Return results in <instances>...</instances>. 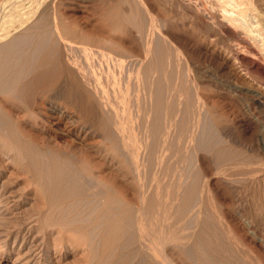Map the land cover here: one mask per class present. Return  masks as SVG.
I'll list each match as a JSON object with an SVG mask.
<instances>
[{"label": "rangeland", "instance_id": "374dc122", "mask_svg": "<svg viewBox=\"0 0 264 264\" xmlns=\"http://www.w3.org/2000/svg\"><path fill=\"white\" fill-rule=\"evenodd\" d=\"M16 1L14 0V2H16ZM29 1L30 2L32 1L34 3V6H35L36 3L37 4L41 3L43 0H41V1H39V0H20V1H17L16 8H15V5L14 6L12 5V4H16V3H13V0H10V2H11V3L9 2L10 7L8 8L9 12L7 11L6 14L12 13L11 11H13V13H15V11H16V13L21 11V13H22V12H24L23 8H26L25 10L30 9L28 6L31 5V7H32L33 4H31L32 2L29 3ZM51 1L53 3L50 5V8L52 7L50 10L52 12H54L56 17L57 16L59 17V18L58 17L56 18L55 25L58 24V21H60V20L62 21V22L60 21L59 24L57 25V26H59L58 28L61 27L60 30L55 25L52 27V29L55 31L52 34V36L58 37V39H59V41H57V44H56V45H58V46H56V48H57V51L59 52V54H61L63 49H64V44H62V43H64V40H66V38H68V37H69V39L81 42L82 44H85V45L89 43V45H91L92 48L94 46L92 44H94V43H91V42L92 41L97 42L98 45L95 43L97 45V48H95L96 45L94 46V48L100 49V50L103 49L104 52H107L109 54L108 56L103 57V59H102L101 55L97 54V56H95L93 58V61L90 64L88 62L83 63L85 60H83L84 56H83L82 51H80V50H77V51L74 50L72 52V57L73 58L76 57L75 59H78L77 61H79L78 63L80 64V66H82L83 73H85V74L88 73L87 76L90 75V77H92V78L95 77V78L100 79L103 86L105 85L104 88L106 87V93L108 96L107 98H110V97L112 98L113 93L116 92L115 95L113 96V98H115V97L117 98V99L116 98L113 99L116 102L114 101L115 102L114 103L110 99L109 104H108L110 106L107 105L109 107L108 109H111L112 106L113 107L115 106L116 109H119V110H116V109H114V110L116 112L120 111L118 113L119 115L124 110L122 112L124 115L123 116L120 115V118L123 117L124 119L122 118L123 121H121L120 123H122V122H123V124L126 123L124 126L121 124L123 127H125L123 129V131H125V129H126V131L123 132L126 137L124 136V134L122 135V137H125V140L126 139L129 140L130 138L128 136L129 135L128 133H131L130 137L134 135L133 136V139L135 141L134 146H135V149L138 148V149H136L137 151H135L136 153L134 154L130 151L129 147L124 146V144H122V145L120 144L119 145L120 146V150H119L120 155L119 156L123 155V153H124V155L120 157L122 159V161L124 160V162H119V163H117L118 161L115 158L112 160V158L110 156H108L106 159L103 160V158L101 156H99L97 153H95V151L93 149L88 148L86 151L87 155H84V156L90 157V159H89L90 163L86 162L85 160L82 162L83 156H80L81 161L79 162L80 166L82 165L84 175H86L87 177L90 178V176L87 173L90 172V173L94 174L93 177L91 176L90 179H93L94 181L98 180L97 183H100L99 180L102 178V183L99 184L102 187L103 186L105 187V183H106V187L108 186L107 184H110L111 185V186L109 185L110 187L115 185L113 187H115L117 189V192L119 191L118 192L119 195H123L124 194L123 192H125V194L126 193H127V195L129 194L127 196V199L130 196L129 199L136 200L135 203L137 202V204H135L132 201V203L136 207H137V205H141V201H139V199H137L138 193L135 192L136 196H134L133 193L135 190L132 189L133 186H131V183L128 182V180L131 177V174L126 173L125 170L124 171L123 170L118 171L111 164L112 162L114 165L117 163V164H120L119 165L120 167H122L125 164L128 165V163L131 162V160H136L137 158L140 157V160L141 161L143 160L142 161L143 163L141 164V162H139V160L137 159L139 165L137 167L138 171L136 173L138 174L137 177L140 178L139 184L144 185V188L147 189V191H148L146 194H152L154 192V189L155 190L159 189V191H163V192L178 191L177 190L179 188L178 186H180V185L186 186L187 184H188L187 185V191L188 190L190 191L191 188L194 189V191L196 192L195 193L196 195L192 199L190 209L191 210H193V208L195 210H196V208H198V209L196 211L194 210L195 212L189 211V210L187 211L186 216L184 217L185 220L188 219V221L186 220L187 223H186V221L182 220L181 222H177V224H176L175 221L177 219H176V217H174L171 214L169 215V218L167 217L166 220H164V221H166L164 223L167 224L169 222L167 225L172 226L171 227L172 229L169 228L170 229L169 231H170V234H171L173 240H172V238L169 239L168 244L172 245L176 241V243H175L176 245H180L182 243V246H183L184 242L186 241L185 242V245H186L185 250L187 252H189L188 245L190 244L191 246L189 245V247H190L191 253L193 254L191 256V253L189 252L190 255H188V257H187V255H183V254L181 255L180 253H178L180 251L177 248L175 249V251L177 250L175 252V251H173V250L171 251L169 249V245L166 244L167 247H165V245L159 244V246H157L158 249H159L160 245H161L160 249L165 247V250L162 249V251L164 250L163 252H161V250L159 249L160 253H162V255L165 254L164 253L165 251H167L166 254L171 253V256L173 255L174 259H172L173 257L170 256L172 259L171 264H179V263L180 264H187V263L193 264V263H196L197 261L198 262L196 264H207L208 262H205V261H204V263H202L203 261L200 262L201 261V255L202 254L204 255L205 250L198 248L196 244L199 243L198 241H200V242L205 241L206 243H208L209 242L208 240H210V242H213L212 243L213 246H215V245L217 246V247L215 246L216 249L214 247L215 250L213 251V254L217 255L218 257L220 256V258L222 259L221 264H229L230 261L233 262V259H234L233 264H242V263L243 264H253V263L259 264L260 262H261L260 264H264V54H261L260 56H257L254 58V60L257 63H259L261 67H263V69H260V70H257L248 64L246 65L245 63L239 62V60H236V59L234 60V58L232 57V53L241 48L240 43H239V41H240L239 35L244 36V37L246 36L248 41L253 43L254 45H257L258 43H259L258 45H260L261 42H255V40L253 38H251V36L247 35V33L245 32L244 29L237 27L238 20L232 19L230 17V14H229L230 12L228 13L225 10V8L230 7V6H226L230 3L228 2L226 4L220 0H129L128 2H127V0H51ZM246 1H248V0H245V2ZM25 2H27V3H25ZM253 2H255V7L250 6V7H252V9L249 10L251 12H249V15L246 18L250 21L251 20H253V21L254 20H257V21L260 20V22H262L261 20H263V22L261 23V25H262L261 27H263L264 26V15H263L264 14V0H253ZM21 3H25L27 6L23 5V7H22ZM140 3H142V4H140ZM207 3H208V5L204 6V4H207ZM18 6L20 7L21 10L19 9ZM136 7H137V9H136ZM203 7H205V9ZM17 9L20 11L17 12ZM148 10H150V11H148ZM129 12L131 15L129 14ZM252 15H256L258 17L253 18ZM130 17L132 19H130ZM146 17H147L148 22L151 20L149 22V24L146 22V19H144ZM262 17H263V19H262ZM148 18H151V19L148 20ZM141 19H142V21H141ZM143 19H144L145 23H147V24L144 23ZM114 21H115V23H114ZM139 21L141 23H144L145 25L141 24ZM217 21H219V22H217ZM151 22L154 23L155 25L152 24ZM254 22H256V21H254ZM138 23L140 26L143 25V27H144V26L148 25L147 28L149 27L148 29L145 28V30L148 31V33H150L149 34L150 39H148L149 36H146L147 38H145V40L142 37L143 41L147 40L146 43L147 42L149 43L150 41H151V43H154V40H155V43H157V44L154 43V45H153L150 43L151 46H153V47L155 46L154 50L158 49L161 46V43L164 44L165 46L163 45L164 47L161 46L160 48L165 51L164 55L167 54L164 56L165 58H167V56H169L166 59L167 62L164 60L163 62L165 64L162 63L163 68H161V69L156 68V70L154 68L152 71V75H151L152 76L151 79L155 82H157L159 76L164 77V82H165V80L169 82V79L170 80H171V78L173 79V81L171 80L169 82L172 85H170L168 82H166L165 83L166 85H164V82H163V86H164V91H163L164 94L163 95L166 96V98L163 97V100L165 102V105L169 109L174 107V106H177L178 104H179V107L178 106H177L178 108L174 107V108H172L174 110L170 109L171 111L169 109H166V111L164 110V112H167V113H165L167 118L166 117L164 118L165 114H163L164 116L161 117L162 114L159 113L161 115L160 118H163L164 121H161L162 119L160 121H158V119H160V118H157V122H155L156 121L155 116H157L158 114L157 115L154 114L155 111L152 110V107L154 106L153 100H155V90L156 89L154 88L153 85H152V87L151 86L149 87V85H146L145 80H143V78H141L142 80H140L141 75H139V73H138L139 70L142 72V70L145 67L144 65H147V61H151L153 58L155 59V57L158 56L157 53L155 56V53L153 52L154 54L152 53L151 56L148 57L149 60H146L147 58L145 59L144 43L139 44L142 49L138 46V43L142 41L141 36H143L145 34L148 35V33L145 32V34L143 33V35H142V33L138 30L139 26H136V25H138ZM150 23L152 26L153 25L154 26L153 27L150 26ZM107 24H109V25H107ZM122 24H123V26H122ZM111 25H113V26H111ZM114 26H115V29L118 28L117 29L118 32H115L116 30H114ZM158 26H159L160 32H159ZM54 27H55V29L56 28L57 29L55 30ZM64 27H66L67 29L66 28L64 29ZM124 27H125V29H124ZM230 27H232V28H230ZM233 27L236 29L232 31ZM107 28L109 29V31H112V32H108ZM151 28H152L151 31L154 33L149 32ZM230 29H231V31H230ZM58 30H59L60 34H62V36L59 34ZM113 30H114V32H113ZM106 31L110 34H108ZM126 32H128V34ZM136 32H137V34H136ZM139 32L141 33V35L138 34ZM237 32H238V34H237ZM115 34H117V35H115ZM58 35L61 36L62 38L59 37ZM128 35L130 37H128ZM152 35L154 36L152 38L153 40L151 39ZM52 36H51V39L54 40L55 38H53ZM79 37L80 38L82 37V38L79 39ZM83 37H86L87 39L88 38H91V39H88V42L84 43V41H86V39H84ZM130 38H131V40H130ZM58 39L56 38V40H58ZM156 39H158L159 44H158V42H156L157 41ZM237 39H239V40H237ZM132 41L134 43H132ZM105 45L110 46V48L108 46H105ZM158 45H160V46H158ZM166 45L169 46V48L166 47ZM173 45H174V47H173ZM104 47L106 49H104ZM107 48H108V50H107ZM129 48H132V49H129ZM109 49L112 51H110ZM139 49H141V50H139ZM75 52H77V54ZM126 52H128V54L124 55L123 53H126ZM129 52L133 56H131V55L129 56ZM132 52H134V54H132ZM153 56H155V57H153ZM174 56H175V58H174ZM180 56H182V57H180ZM113 57L122 58V59L125 58L126 60L123 59L122 63H118L117 61H115V62L113 61L114 62L113 63L110 61ZM136 57L137 58L139 57L138 61H137ZM115 58H113V60ZM140 58L143 59L142 60L143 65H141V66L139 65L141 63V61H139V60H141ZM169 58H172L173 61H171V59L169 60ZM81 59H82V61H81ZM104 60H107L106 64H111V65L108 66V65L104 64L105 63ZM134 60L137 61L136 63H139L138 64L139 67L137 64H135ZM59 62H60V67L62 69H66L70 75V85L69 86H64L65 85V83H64L65 77L63 75L60 77V79L58 81V90L57 91L60 90L58 93L59 103L63 106H67L68 108H70V110H72V112L76 113L80 117H82V116L86 117L87 116L86 118L87 119L89 118V125L91 123V125H90L91 130L95 129V127L99 124L98 123L99 120L97 118L98 114L102 113L103 110H101L100 107L96 105V103H94V104L87 103V105L89 107L86 105L87 94L85 92V88L83 87V85L82 86L80 85V83H81L80 74H79L78 70L76 69L73 60L69 57L67 59H65V57L63 56ZM65 62L67 63V68L65 65H63ZM98 62H100V63H98ZM107 62H109V63H107ZM145 62H146V64H144ZM172 62L175 63V65L177 64L176 70H177V68H179L177 70V72H173L175 69V67H174L175 65H173ZM168 63H169V65H167ZM171 63H172V65H171ZM88 65H89V67H88ZM92 65H93V67H92ZM135 65H137L136 67H138L139 69L136 68ZM113 66H115V67L113 68ZM124 66H125V69H122V71H121V68H124ZM165 66L166 67L168 66V68L166 69V74L164 75L165 71L163 72V69L165 68ZM169 66H170V68H169ZM91 67H92V69L96 67L95 71H94L95 73H92V71L94 69L91 70L90 69ZM116 67H117V69H116ZM180 67H182L181 68L182 70L180 69ZM127 68L129 69V71H126ZM171 68L173 69V71ZM186 68H187V70H186ZM158 70H160V71H158ZM124 72H126L131 77L132 76L133 77L129 79V75H128V79H126L127 74ZM157 72L158 73L162 72L164 76H162V73L158 74ZM167 72H169L168 73L169 75L167 74ZM104 74H108V76H109L108 79L105 78V77H107L106 75H105V77L103 76ZM112 74H114V75H112ZM140 74H142V73H140ZM185 74H186V76L184 79L183 76ZM123 75L125 77H123ZM166 75H168V77ZM116 76H117V78H116ZM165 76H166V78H165ZM112 78H114V79L112 80ZM115 78H116V80L119 81V85H118V82L115 80ZM137 78H139L138 79L139 86H141V84H140L141 82L143 84L142 85L143 87L142 86L137 87L140 90V91L137 90L138 95L141 96L142 99L139 97H137V98L134 97L135 98V100H134L133 96H137V94H136L137 92L135 91L136 86L138 85ZM167 78H169V79L167 80ZM175 79H177V83L174 84V86H173V83L176 82ZM186 79L188 80L189 83L186 82L187 81ZM128 80H131V82H132V80H134V81L132 83H127ZM105 82H107V85ZM112 82H114V83L117 82L116 86H118L119 88L114 87L115 84ZM123 82H125V83H123ZM111 84H113L114 86H112ZM124 85L127 87L124 88L123 87ZM176 85H177V87H176ZM109 86H112V88L115 89L116 91L113 92L111 87H110L111 89L109 90L108 89ZM165 86H167L168 89L171 88V86H172V88H171L172 90L171 89L168 90L167 87H165ZM128 87H130V89ZM132 87H134V88H132ZM174 87H176V88H174ZM117 88L119 89V91L117 90ZM122 88L125 89V92ZM126 88L131 90L132 94L130 93V91H127ZM107 89L109 91V94H111V95L108 94ZM150 89H152V94H150V92L149 93L147 92ZM176 89H179L180 91L179 90L177 91ZM132 90H134L135 92H132ZM187 90H188V92H187ZM141 91L143 94L141 93ZM170 91H172V93L169 94ZM110 92H113V93H110ZM146 92H147V96H145V98H144V95H146ZM173 92H174V94H173ZM177 93L179 95L178 97H177V95H175ZM195 93H198V95L196 94V96L194 97ZM119 94L123 95V96L121 95V97L123 99L120 98ZM127 94L130 97V99H128V100H130L132 102L135 101V103H132L128 100H127L128 102L125 101L124 103L121 101V99L123 101L127 99V97H128ZM118 95H119V97H118ZM173 95H174V97L172 98L171 96H173ZM131 97H132V100H131ZM5 98L6 97L3 94L0 95V101L2 100L3 103L4 102L8 103L6 101L7 99H5ZM118 98H120V99H118ZM174 98H176L177 101ZM149 99H150V102H149ZM166 99L167 100L169 99L170 105L172 104L171 106L168 103L169 101H167ZM117 100H120V101L117 102ZM184 100H186L185 103H183ZM111 101H112V103H110ZM129 102H130V104L127 105ZM189 102L191 105L188 104ZM119 103L121 104V107H120ZM122 103L123 104L127 103V104H125L126 106H123ZM149 103H150V105H149ZM173 103L174 104L176 103V104L173 105ZM135 104H137V107ZM145 104H146V106H145ZM151 104H153V105H151ZM192 104H193V106L196 105V106H194V108L198 107V109L197 108L194 109ZM83 105H86L85 109H82ZM147 105H149V107L151 108V111H149L150 108ZM187 105L189 108L188 107L185 108V106H187ZM198 105H201V108L203 110H201V108L199 110L200 106H198ZM122 106L124 107V109H120V108H123ZM138 107L139 108L141 107L140 108L141 111L139 110ZM96 108L100 111L96 110ZM125 108H126V110H128V112H130L129 113L130 116L127 115V116H129V120L127 119L128 117L125 116V112H127V111H125ZM128 108L129 109L131 108L130 111ZM133 108H136V110H134ZM87 109H90L89 111H91V112L88 111L90 114L87 112ZM186 109L189 110L188 111L189 116H188ZM191 109H193V111L195 112L196 115L194 114L192 116V113H190V112H192ZM83 110H85V111H83ZM131 110L133 112L134 111L135 112L133 113ZM177 110L183 116L181 118L182 123L180 122L181 119L179 118L181 116H180V114H178ZM145 111H147V112H145ZM128 112L126 114H128ZM144 112L147 115H145ZM196 112L197 113L200 112L198 114L199 115L198 118L201 119L200 120L201 122L198 121L199 119L197 118L198 115ZM172 113H174V114H172ZM86 114H88V115H86ZM91 114H93V116ZM131 114H134L135 117L133 118V115L131 116ZM139 114H141V115H139ZM90 116H92V118H90ZM146 116H147V118H146ZM186 117H188V118H186ZM193 117L197 122L196 124H195V120L193 119ZM125 118L128 121H130V123L132 121L133 127H132V123L130 125L132 132H130V128H129L130 123L125 121L126 120ZM172 118H174V119H172ZM189 118L191 120H189ZM202 118H203V120H202ZM90 119H92V121ZM94 119H96V120H94ZM136 119L138 121L140 120L142 124H140V122L137 124L135 122V121H137ZM183 119H185L184 121L186 122V124H184ZM39 120L50 121L49 118H47L46 116H43V115H41L39 117ZM170 120H171V124L168 125L170 123ZM188 120L191 124L188 122ZM94 121L96 124L95 123L93 124ZM172 121H174V122L172 123ZM187 122L189 125H187ZM198 122H199V124H198ZM155 123H157V124H155ZM163 123H165V124L167 123L166 126ZM201 123H203V124H201ZM136 124L138 126L141 125L140 127H142V126H144V127H142V129H141V128L137 127ZM161 124H163V128H162ZM167 125L169 127H167ZM171 125H173V127ZM181 126L183 129L182 135H181L182 130L179 129V128H181ZM184 126L187 128H185ZM188 126H191L192 129H191V127L189 128ZM203 126H204V131H203L204 133L201 131L203 129ZM126 127H128V129ZM171 127H172V129L174 128L173 132L171 131L172 130ZM168 128H169V130H168ZM175 128L177 130H180V131L175 132V131H177ZM193 128H195L194 131H196V132L192 131L193 134L191 135L190 133H192V132H189V131L193 130ZM164 129L166 130V132L164 131L165 135H163ZM149 130H151V131H149ZM184 130L187 131L186 135L184 133L185 132ZM160 131H162L163 133ZM31 132H32V134L36 133V134H34L35 136H37V135L39 137L42 136V134L37 129L33 128L31 130ZM153 132H155L154 136H153ZM197 132H198V134H197L198 137L196 136V138H198L199 140H195L196 139L195 135ZM83 133L84 134L82 136H84L86 134V131H84ZM99 133L100 132H98V131H94V133L92 132V134L86 135V138H87V140L90 139L89 141H91V138H92V140H95L96 138L98 140L101 137V135ZM169 133H171L173 135L175 134V137L172 136V138H171V135H169ZM178 133L180 134V136L178 135ZM188 133L192 136L191 137L192 140L190 138V135H187ZM148 134H149V136H148ZM176 135H178L179 137L176 138ZM181 136H183L182 141H180L181 140L180 138H182ZM187 136H189V138ZM152 137H154V140ZM184 137H185V143L184 144L187 143L185 146L186 148H184V144H183ZM186 137L189 139L188 140L189 144L186 141L187 140ZM200 137H201V139H200ZM203 137H204V139H203ZM161 138H163V141ZM168 138L170 141L168 140ZM193 138H194V140H193ZM123 139L124 138H122L121 141H123ZM139 139H140L141 143H139ZM150 139H151V142H150ZM176 139H178V141ZM63 142H64L63 138H61V139L59 138L57 140L58 144H63ZM72 142H74L78 146L80 145V144H78L79 138H77L73 135H72ZM156 142H158L157 144L159 145L160 148L158 147V145H156ZM176 142H177V144L179 142L178 146L176 145ZM190 142H191V145H190ZM196 142L199 143L198 148L201 145H203V146L198 149ZM172 143H174V144H172ZM150 144H151V147H150ZM192 144H195V146ZM165 145H166V147H165ZM188 145H190V146L187 147ZM168 146L169 147L171 146V148H169ZM192 148H194L195 151L194 150L192 151ZM154 149H157V150H154ZM160 149H161V152H160ZM178 149H181L182 153L185 152L183 154L187 155V156H185L183 158L181 151H179ZM164 150H166V151H164ZM2 151L3 150H0V156H1L0 157V163H2V165H1L2 169H0V170L3 171L6 174V176H8L11 179V181H13V183L9 189L12 190L15 188V189H17V191L19 190L18 191L19 194H24V195L22 196V198L20 197L19 199H17V201L15 202L13 209H12L13 212H10L11 215L9 214V216H10L9 221L11 222V224H13V222H14L15 224H17V226L22 225V228H21L22 230L20 229V233L18 235V239L16 242L13 241L15 239L14 238L15 236H13L10 240L0 243V264H17V261H13V259L17 256L18 248H19V245L21 244L22 241H24V245H25V249H23L24 251H26L28 247L29 248L33 247V249L30 250V252L28 251V253H29L28 257L32 258V263H34V264H90V263L91 264H98V261H99V264H102L103 262H101V260L104 261L105 258H106V261H104L105 262L104 264H106L107 259L112 257L111 256L108 258V256H107V255H109V256L111 255L110 252L108 250H105L104 247L99 248L100 250H102L101 251L102 253L100 252V250L98 248H97L98 252L96 251V253H95L96 249L93 250L94 252L91 250H88V248H90V246L87 247L88 246L87 243L89 241L87 240L86 235L82 231H81V233L79 231H78V233H76V231H73L74 234H72L73 233V232H71L72 231L71 230L72 225H69V228L71 227V229H69L67 225L66 226L55 225L54 227L57 230V233H55L54 235H51V236H47V237L45 236L44 240L42 239L41 236L40 237L36 236L35 232L29 231L27 229L28 228V222H27L28 217L27 216H29V214H31V212H32L31 211L32 207H29V206L31 203H33V204H31V206L37 205L38 201H40L38 199H41V197H43L40 194H43V193L40 190L33 192L34 185L33 186L27 185L26 187L24 186L25 185L24 180L28 179V176L26 174L25 175L22 174L18 170V168H20L19 165L17 166V164L9 163L10 158H8L7 154L4 153L5 151L4 152H2ZM165 152H167V154ZM171 152H173L174 155H172ZM193 152L194 153L197 152V154L193 155ZM125 155L128 158V161H126L127 160L126 157L124 158ZM180 155H182V159H181ZM141 156H142V158H141ZM95 158L96 159L98 158L100 163L97 160L95 161ZM183 159H186L187 161L185 160L182 162ZM188 159H189V165H191L192 167L188 166ZM170 160H171V163L169 162ZM102 161L104 162V164L102 163ZM178 161H181V163L180 162L178 163ZM190 161H191V164H190ZM184 162H185V164L187 162V164L185 165ZM192 162L194 163V165L192 164ZM147 163L149 166L147 165ZM177 164L178 165L181 164L182 166H184V167L186 166V167L183 168L181 165L180 166L182 168L179 166L177 167ZM160 167L162 168V170L165 169V171H161ZM169 167H170V169L172 167V169H171L172 173H170ZM107 169H109V170H107ZM157 169H158V171H157ZM152 170H153V172H152ZM160 171L165 172V175H163L164 173H162V175L160 177V175H159V174H161ZM106 172H108L107 175H106ZM115 172H117V174ZM155 172H156V175H155ZM109 174H110V176H109ZM145 174H146V176H145ZM111 175H112V177H111ZM143 175H144V177H143ZM157 175L159 176V179H158ZM172 175H173V177H170ZM186 175H187V177H186ZM194 175H195L196 179L197 178H199V179L194 180L195 179V177H193ZM95 176H96V178H94ZM98 177H100V178H98ZM113 177L117 178L118 182H115V180L117 181V179H115ZM146 177H147L148 181L146 180ZM155 177H156V179H155ZM183 177L186 180L183 179ZM192 177H193V179H192ZM141 178H143V179H141ZM157 179H158V181H157ZM155 180L157 182H155ZM123 181H124V183H123ZM170 181H172V182H170ZM190 181H191V183H190ZM192 181H194L195 184H193L194 182L192 183ZM197 181L199 184L197 183ZM165 182H166V184H164ZM175 183H177V184H175ZM128 184H130V185H128ZM163 184H164V187H163ZM21 185L24 188L20 187ZM126 185L128 186L129 189L128 188L126 189V187H127ZM132 185H135V184L132 183ZM174 185H176V186H174ZM123 186H124V189H123ZM19 188H22V189H19ZM182 190L183 189L180 188V191H182ZM127 191H129V192H127ZM131 191H133V192H131ZM200 191H202V192H200ZM198 193L200 195H198ZM125 194L123 195L124 197H125ZM131 194H133L134 198H133V196H131ZM162 195H165V194H162ZM164 198H165V196H164ZM166 198L168 199V200L166 199L167 201L174 202V200H175L178 202L177 198L172 199V200H170L169 196H166ZM198 198H200V199H198ZM195 204L197 206H195ZM27 205H29V206H27ZM36 207H41V206L37 205ZM27 208H28V212H27ZM199 208L200 209L203 208V209L200 210ZM23 210L25 211V213ZM200 212H202V213H200ZM22 213H24V214H22ZM200 214H202V215H200ZM187 215H189V217L191 219L194 218V219H192L193 221H195V223H193L194 226L191 225L192 220L191 219L189 220ZM209 217H211V218H209ZM196 218H197V220H196ZM207 218H208V220H207ZM174 219H175V221H174ZM201 219L203 221H205L202 223V225H201V222H202ZM211 219H212V221H211ZM24 220L25 221L27 220V221L24 222ZM171 220H173V221L171 222ZM190 221H191V223H190ZM219 221H222V222H219ZM206 223L209 224L210 227ZM198 224H199V226H198ZM204 224L206 227L204 226ZM221 224H223L224 228L226 226V228L225 229L223 228V230L220 231L219 226H221ZM178 225H179V227H178ZM184 226L186 229L184 228ZM211 226H213V227H211ZM61 227H63V228H61ZM181 227H182V230L179 229ZM198 227H200L201 229H199ZM23 228H24V230H23ZM217 228L219 230V233L221 235H223V237L218 234V230H216ZM61 229H63V230H61ZM177 229L180 230L179 233H178ZM183 229H185V230H183ZM221 229H222V227H221ZM202 230L207 232V233H204ZM214 230L217 233H215V234L212 233V232H214ZM137 231H138V229L137 230L135 229V232L138 233V235L140 236L139 232H137ZM174 231H176L175 235H174ZM197 231H198V233H196ZM208 233L209 234L212 233V234H214V236L212 234H211L212 236H209ZM60 234H62L63 236L61 235V237H60ZM80 234H81V236H80ZM197 234L200 236V239H198V241H197V238H195L196 237L195 235H197ZM225 234H227V235H225ZM82 235H83V237H82ZM138 235H137V237H138ZM216 235L220 236L221 239L218 236L217 237L220 240L217 239ZM177 236L180 237V239ZM224 236H227V237H224ZM181 238H183V239L181 240ZM201 238H202V241H201ZM222 238H223V241H222ZM224 238H226V240ZM228 238H231V239H228ZM41 240H43V242H41ZM183 240H184V242H183ZM220 241H222V245H220L221 244ZM233 241H234V243H237V245H234ZM137 242H138V245H137ZM223 242L225 245L223 244ZM132 245H127L126 248L123 246L124 249L123 248L119 249L122 252H118V255L124 254L123 257L121 255L119 256L120 260H118V256H115V258H113L114 261L111 258L107 262V264H121V263L122 264H129V262H130V264H149L146 260H148V261L150 260L151 263L157 264L156 263L157 260L155 261L157 256L153 257V254H152L153 251L146 249L145 246L142 244V242L139 239H138V241H136V246H135V243L134 244L132 243ZM230 245L231 246L234 245V247L232 246L234 248V249H232V251L236 249V251H238V253L235 251L232 252L230 250V248H231ZM238 245H239V247H238ZM82 246H84V247H82ZM128 247H129V249H127ZM134 247L135 248L138 247L139 249L135 250ZM241 248L243 249V252H245V253L242 252ZM128 250H129V252H128ZM194 250H195L196 254H195ZM246 251H247V253H246ZM88 252H89V255H88ZM142 252H143V254H145V257H144V255L141 256ZM201 252H202V254L200 255ZM215 252L217 254H215ZM226 252L228 254V257H230L232 260L227 257ZM248 252H250V253H248ZM103 253H105V255L107 257ZM153 253H154V255H158L157 253H155V251ZM91 254L92 255L94 254L95 258H93V256H91ZM95 254H97V255L95 256ZM134 254H135V256H134ZM174 254H176V255L174 256ZM194 254H195V256L196 255L197 256L193 257ZM180 255H181V257H180ZM225 255H226V257H223ZM237 255H238V257H237ZM182 256H183V258H182ZM246 256H247L248 260H247ZM24 257H25L24 255L22 257H18V260H20L21 258L23 259ZM96 257H97V259H96ZM100 257L103 259L100 260ZM141 257H142V259H141ZM124 258H125V260H124ZM127 258L130 259V260L128 259L129 262L127 261ZM177 258L178 259L180 258V260H177ZM186 258H188V259L186 260ZM226 258L230 259L229 262H227L228 259L225 261ZM255 258L257 259V262L259 261L258 263L254 260ZM115 260H117L119 263H116L117 261H115ZM250 260L253 263H251ZM144 261H146V263H143ZM154 261H155V263H154ZM191 261H192V263H191ZM235 261H239V262L236 263ZM232 262H230V263L232 264ZM208 264H210V263H208Z\"/></svg>", "mask_w": 264, "mask_h": 264}, {"label": "bare ground", "instance_id": "6f19581e", "mask_svg": "<svg viewBox=\"0 0 264 264\" xmlns=\"http://www.w3.org/2000/svg\"><path fill=\"white\" fill-rule=\"evenodd\" d=\"M17 1H20V0H17ZM17 1L14 2V0H13V3H16V4H12L13 6L15 5V8L17 6ZM39 1H41V0H39ZM128 1L129 0H127V2ZM220 1H223V3H226V4L228 2L230 3V4L226 5V6H230V7L229 8L228 7L225 8V10L228 13L230 12L229 14H230V17L232 19L238 20L237 27L238 28H241V29H244L245 32L247 33V35L251 36V38H253L255 40V42H261L260 45H258L259 43L257 45H254L253 43H251V42L248 41V39L246 38V36L244 37V36L239 35L240 37L239 36L238 37L240 38L239 43H240L241 48L239 50L234 51L232 53V57L234 58V60L235 59L236 60H239V62L245 63L246 65L248 64V65H250L251 67H254L257 70L263 69V67H261L260 64L257 63L254 60L255 57L260 56L261 54H264V26L261 27L262 26L261 23L263 22V20H261L262 22H260V20L259 21L254 20V21H256V22H254L253 20L250 21V20H248L246 18L249 15V12H251V11H249L250 9H252V7H250V6L255 7V2H253V0L252 1L251 0L249 1L248 0L246 2H245V0H220ZM9 2H10V0H0V95L3 94L6 97L5 99H7L6 101L8 102V103H5V102L3 103L2 100L0 101V150H3L2 152L5 151L4 153L7 154L8 158H10L9 163H11V164H17V166L19 165L20 168L17 167L18 170L22 174H24V175L26 174L28 176V179H25L24 180V184H25L24 186L26 187L27 185L28 186L29 185H32V186L34 185L33 192L40 190L43 193V194H40L43 197H41V199H38L40 201H38V203H37V205H39L41 207H36L37 205L31 206V204H33L31 202H30L31 204L29 203L30 206L27 205L29 207H32L31 208V211H32L31 214H29V216H27L28 217L27 218L28 221L26 220L28 222V228L27 229L29 231L35 232L36 233V236H39V237L41 236L42 239L44 240V237L45 236L47 237V236H51V235H54L55 233H57V230L54 227L55 225H63V226H66L67 225L68 228H69V225H72V229H71V227L69 228V229L72 230L71 232L76 231V233H78V231H79L81 233V231H82L86 235L87 240L89 241L87 243L88 244L87 247L90 246V248H88V250L93 251V250L96 249L95 250V253H96V251L98 252L97 248L99 249L100 247H102V248L104 247V249L105 250H108L110 252V254H111L110 256L107 255L108 258L112 256L111 258L113 259V258H115V256H118V260H120L119 259V256L121 255V254L118 255V252H122L119 249L123 248V246L126 248L127 245H132V243L133 244L135 243V246H136V241H138V239H139L142 242V244L145 246L146 249L151 250L153 252L155 251V253L158 254V255H154V253L152 252L153 257H156L157 256L156 259H155V261L157 260L156 261L157 264H171L172 263L171 260L174 259L173 255L171 256V253L170 254H166L167 251H165L164 252L165 254H163V255H162V253H160V250H161V252H163L165 250V247H167L166 244L169 245L168 244V240L172 238V236L170 234V231H169L170 230L169 228H171L172 226L171 225H167L169 222L167 224L164 223V222H166L164 220H166L167 217L169 218V215L171 214L174 217H176L177 220L175 221V219H174V221H175L176 224H177V222H181L182 220H184V221L187 220L188 221V219L185 220L184 217L186 216V213H187L188 210L189 211H194L195 210L193 207H192L193 210H191L190 209V205H191L192 199L196 195L195 194L196 192L192 188L190 189V191L189 190L187 191V185H188L187 184L186 186H182V185L178 186L179 187L177 189L178 191H171V192L170 191H166V192H163V191H159V189H156V190L154 189V192L152 194H146L148 191H147V189L144 188V185H140L139 184L140 178L137 177L138 174L136 173L138 171L137 170L138 169L137 167L139 165L138 164V160H139V162H141V164L143 163L142 162L143 160L141 161L140 160V157H139V158H137L138 160L137 159L136 160H131V162H129L128 165L125 164L122 167L119 166L120 164H117L119 162H124V160L122 161V159L120 158L121 156L124 155V153H123V155L119 156L120 155L119 154V150H120V146L119 145L120 144L121 145L124 144V146L129 147L130 151L132 153H134V154L136 153L135 151H137L136 149H138V148L135 149V146H134L135 141L133 139V136L134 135L130 137V134L131 133H128L129 135L127 134L130 139L129 140L128 139L125 140V137L126 136H125V134L123 132H125L126 129H125V131H123V129L125 128L123 126L126 123L125 122H124L125 124H123V122L120 123L124 119L123 117H122L123 119L120 118V115H122V116L124 115L122 113L124 110L119 115L118 113L120 111L119 112L118 111L116 112L114 110V109H116L115 106H114L115 108L112 106V108L110 107L111 109H108L109 108L108 106H110V105H108L110 99L114 102L115 100H113V99L116 98V97L113 98V96L116 93V92L113 93L114 91H116L115 89L112 88V86H114V85L111 84L112 86H109V88H108L109 90L111 88L113 90V92H110V93H113L112 98L111 97L110 98H107L108 96H107V93H106V87L104 88L105 85L103 86V84L100 81V79L99 78H95V77L92 78V77H90V75L87 76L88 73L87 74L83 73L82 66H80V64L78 63L79 61H77L78 59H75L76 57H74V58L72 57V52L74 50H76V51L77 50H80V51H82L83 56H84L83 57V60H85L83 63L88 62L90 64V63H92L93 58L95 56H97V54L101 55L102 59H103V57L108 56L109 54L107 52H104L103 49L102 50L95 49V48H97V45H98L97 42H94V41L91 40L92 41L91 43H94L92 45L95 46L97 44L95 48H94V46L92 48L91 45H89V43L85 45V44H82L81 42H78V41L69 39V37L66 38V40L63 39L64 40V43H62V44H64V49H63L62 53L59 54V52L57 51V48H56V46H58L56 44H57V41H59V39H58V37H53L52 36V34L55 32L52 29V27L55 25L56 18L58 17V16L56 17L55 14H54V12H52L50 10L52 8V7L50 8V5L53 2L51 0H43L41 3H38V4L36 3L37 5L35 4V6H34V3L32 1H31L32 2L31 3L29 1V3L33 4L32 7H31V5L28 6L30 9L25 10L26 8H23L24 9V12L21 13V11H20L21 9L18 6L20 10L17 9V12L18 11H20V12L16 13V11H15V13H13V11H11L12 9L10 8L11 9L10 11L12 13L6 14V12L9 10L8 8L10 7V3L12 1L10 3ZM25 3H27V2H25ZM25 3H21L22 4L21 6L22 7H23V5L25 6L26 5ZM140 4H142V3H140ZM205 5H208V3L207 4H204V6ZM203 8L205 9V7H203ZM136 9H137V7H136ZM148 11H150V10H148ZM129 14H130V12H129ZM252 17L253 18H256L258 16L252 15ZM130 19H132V18L130 17ZM144 19H146V22L148 24L151 21L150 20L148 22L147 21V17L144 18ZM144 19H143V21H144ZM149 19H151V18H148V20ZM262 19H263V17H262ZM60 21H58V24H59ZM141 21H142V19H141ZM217 22H219V21H217ZM114 23H115V21H114ZM144 23H145V21H144ZM144 23H141V24H144ZM147 23H145V24H147ZM151 23H150V26H152ZM123 24H122V26H123ZM152 24H154V23H152ZM57 25H55V26H57ZM107 25H109V24H107ZM111 26H113V25H111ZM136 26H139L138 27V30L142 33V35H143V33L145 34V32L148 33V31L145 30V28H147L148 25L143 27V25L140 26L139 23H138V25H136ZM58 27L59 26H57V28ZM60 28H58V29L60 30ZM65 28L66 27H64V29ZM230 28H232V27H230ZM54 29H55V27H54ZM117 29L118 28L115 29V26H114V30H116L115 32H118ZM124 29H125V27H124ZM158 29H159V26H158ZM235 29L236 28L233 27L232 31L235 30ZM59 30H58V32H59ZM114 30H113V32H114ZM151 30H152V28L150 29L149 32H152ZM230 31H231V29H230ZM108 32H112V31H109V29H108ZM140 32L138 34L141 35ZM159 32H160V29H159ZM126 33L128 34V32H126ZM152 33H154V32H152ZM59 34H60V32H59ZM108 34H110V33H108ZM136 34H137V32H136ZM149 34L150 33H148V35L145 34V35L141 36V40L142 41H143V39L145 40V38H147L146 36H149ZM237 34H238V32H237ZM60 35L62 36V34H60ZM115 35H117V34H115ZM51 36L53 38H55V39L54 40L51 39ZM61 36H59V37H61ZM128 37H130V36L128 35ZM142 37H143V39H142ZM153 37L154 36L152 35L151 36V39ZM56 38L58 40H56ZM81 38L79 37V39H81ZM83 38L86 39V41H84V43L85 42L87 43L88 42V39H91V38H88L87 39L86 37H83ZM148 39H150V36H149ZM130 40H131V38H130ZM156 40H157L156 42H158V39H156ZM237 40H239V39H237ZM142 41L138 43V46L140 47L139 44L144 43V47H145V54H144V56H145V59L147 58L146 60H149L148 57H150L153 52L155 53V56H156V53L158 55L157 57L153 56V57H155V59L153 58L152 60L150 59L151 61H147V65H144L145 67L143 66L144 69L142 70V72L140 70L138 71L139 75H141L140 80H142L141 78H143V80H145V84L146 85H149V87L150 86L152 87V85H153L154 88L156 89L155 90V100H153L154 106L152 107V110L155 111V113L153 112L154 114H156V115L158 114L157 116H155L156 117V121L154 120L155 122H157V118H160V116H161L160 114H162L161 117H163L164 116L163 114L167 113V112H164V110L166 111V109H169V108L165 105V102L163 100V97L166 98V96L163 95L164 94V92H163L164 91V86H163L164 77H160L159 76L160 78L158 77L157 82H155V81H153L151 79V77H152L151 75H152V71H153L154 68H155V70H156V68H159V69L163 68L162 63L165 64L163 61L164 60L166 61V59L169 56H167V58H165L164 56L167 55V54L164 55V52L165 51L160 48L161 46L164 47L165 46L164 44L161 43V46L158 45L160 47L158 49H155L154 50L155 46L153 47V46H151V44L154 45L155 40H154V43H151V41L149 43L148 42L146 43L147 40L146 41H143V42ZM132 43H134V42L132 41ZM155 44H157V43H155ZM158 44H159V42H158ZM105 46H108V45H105ZM108 47L110 48V46H108ZM166 47L169 48V46H167V45H166ZM173 47H174V45H173ZM104 49H106V48L104 47ZM129 49H132V48H129ZM141 49H139V50H141ZM107 50H108V48H107ZM110 51H112V50H110ZM130 52H129V56L131 55ZM75 53L77 54V52H75ZM123 54L124 55L125 54H128V52L123 53ZM132 54H134V52H132ZM63 56L65 57V59H67L69 57V58H71L73 60L74 65H75L76 69L78 70V72L80 74V81H81L80 85L81 86L83 85V87L85 88V92L87 94V96H86V105H87V103H92V104L96 103V105L99 106L101 110H103L102 113L98 114V117L97 118L99 120L98 121L99 124L93 130H91V128H90L91 127L90 126L91 123L89 125V118L87 119L86 118L87 116L86 117L85 116L84 117L83 116L80 117L76 113L72 112V110H70V108H68L67 106L61 105L59 103V101H58V97H59L58 93H59L60 90L59 91H57V90H58V81H59L60 77L62 75L65 77V82H64L65 85L64 86H69L70 85V75H69L68 71L66 69H62L60 67V62L59 61H60V59ZM131 56H133V55H131ZM180 57H182V56H180ZM113 58H115V57H113ZM113 58L110 61L111 62L117 61L118 63H122L123 62V59H125V58L122 59V58H117L116 57L115 58L116 60L115 59L113 60ZM138 58H137V61H138ZM174 58H175V56H174ZM140 59L141 60H139V61H141V63L140 64L139 63H136L137 61L134 60L135 61V64H137V65L139 64L140 66L143 65L142 64L143 63V61H142L143 59L142 58H140ZM170 59H171V61H173L172 58H169V60ZM81 61H82V59H81ZM104 61H105L104 64H106V61L107 60H104ZM98 63H100V62H98ZM107 63H109V62H107ZM172 63H171V65H172ZM144 64H146V62ZM63 65H65L66 68H67V63L66 62ZM106 65L109 66L111 64H106ZM137 65H135V67ZM139 65H138V67H139ZM167 65H169V63ZM173 65H175V63H173ZM88 67H89V65H88ZM92 67H93V65H92ZM92 67L90 69L91 70L94 69L92 71V73H95L94 71H95V68L96 67L93 68V69H92ZM114 67L115 66H113V68ZM138 67H136V68H138ZM174 67H175L174 71L171 68L172 71L173 72H177V70L179 69V68H177V70H176L177 64ZM167 68H168V66L167 67L165 66V68H164L165 70L163 69V72L165 71L164 75L166 74V69ZM169 68H170V66H169ZM181 68L182 67H180V69ZM116 69H117V67H116ZM122 69H125V66H124V68H121V71H122ZM186 70H187V68H186ZM126 71H129V69L127 68ZM158 71H160V70H158ZM124 73H126V72H124ZM140 73H142V74H140ZM160 73H162V72H160ZM160 73H158V74H160ZM168 73L169 72H167V74ZM105 75L107 77H105ZM112 75H114V74H112ZM128 75L129 74H127V78L126 79H128ZM164 75L162 73V76H164ZM168 75H166V76L168 77ZM103 76L105 78H107V79L109 77L108 74H104ZM166 76H165V78H166ZM185 76H186V74L183 76L184 79H185ZM123 77H125V76L123 75ZM132 77L129 75V79L132 78ZM116 78H117V76H116ZM116 78H115V80H116ZM113 79L114 78H112V80ZM138 79L139 78H137V81H138ZM168 79L169 78H167V80ZM171 80L173 81L172 78H171ZM171 80L169 79V82ZM175 80H176V82L173 83V86H174V84L177 83V79H175ZM116 81L118 82V85H119V81L118 80H116ZM128 81H127V83H132L134 80H132V82H131V80H128ZM125 82H123V83H125ZM166 82H168V81L165 80L164 85H166L165 84ZM186 82H188V80ZM105 83L107 85V82H105ZM112 83H114V82H112ZM116 83H114L115 84L114 87H118V86H116L117 85ZM140 84H141V86L143 85L142 82ZM170 85H172V84H170ZM177 85H176V87H177ZM138 86H139V81H138V85L136 86V90L134 89L136 92H137V90L140 91L137 88ZM141 86H139V87H141ZM167 86H165V87H167ZM123 87L125 88L127 86L124 85ZM168 87H167V89H168ZM176 87H174V88H176ZM118 88H117V90L119 91ZM128 88L130 89V87H128ZM128 88H126V90L127 91H130V93H131V90H129ZM132 88H134V87H132ZM171 88H172V86H171ZM171 88H169V89H171ZM108 89H107V92L109 94ZM123 90L125 92V89H123ZM134 90H132V92H135ZM150 90L147 91V92L148 93L150 92V94H152V89H150ZM176 90L178 91L179 89H176ZM147 92H146V95H144V98H145V96H147ZM187 92H188V90H187ZM141 93H142V91H141ZM170 93H172V91H170L169 94ZM178 93L175 94V95H177V97L179 96ZM136 94H137V96H133V99L134 100H135L134 97L141 98V96L138 95V92ZM173 94H174V92H173ZM196 94L198 95V93H195V95L193 94L194 97L196 96ZM109 95H111V94H109ZM119 95H120V98H122L121 97L122 94H119ZM119 95H118V97H119ZM127 96H128V94H127ZM171 97L173 98L174 95L171 96ZM120 98H118V99H120ZM122 99H121V101L123 103L125 101L126 102L130 101V100H128V99H130L129 96L124 101ZM174 99L176 100V98H174ZM131 100H132V97H131ZM112 101L110 103H112ZM119 101L120 100H117V102H119ZM167 101H169V99ZM130 102H132V101H130ZM130 102L128 104L127 103H125V104L129 105ZM149 102H150V99H149ZM185 102H186V100H184L183 103H185ZM132 103H135V101H133ZM168 103L170 105V101ZM125 104H123V106H126ZM175 104L173 103V105H175ZM188 104H190V102ZM193 104H192V106H193ZM86 105H83L82 106V109H85L86 108ZM135 105L137 107V104H135ZM149 105H150V103H149ZM149 105H147V106L149 107ZM151 105H153V104H151ZM145 106H146V104H145ZM177 106L179 107V104ZM177 106H174V107H177ZM194 106H196V105H194ZM194 106H193V108H194ZM198 106H200L199 107V110H200L201 105H198ZM120 107H121V104H120ZM174 107H172V108H174ZM186 107H188V105L185 106V108ZM126 108H125V111L128 112V110H126ZM140 108H139V110H140ZM172 108H170V109H172ZM195 108L198 109V107H195ZM120 109H124V107L123 108H120ZM130 109H129V111H130ZM133 109L136 110V108H133ZM89 110L90 109H87V112ZM96 110H98V109L96 108ZM116 110H119V109H116ZM172 110H174V109H172ZM191 110H192V112H190V113H192V116H193L195 114V112L193 111V109H191ZM201 110H203V109L201 108ZM83 111H85V110H83ZM98 111H100V110H98ZM149 111H151V108H150ZM188 111L189 110H187V113H188ZM89 112H91V111H89ZM127 112H125V116L128 117L127 119L129 120V116H130L129 113L130 112H128V114H126ZM145 112H147V111H145ZM145 112H144V114H145ZM199 113H197V115ZM172 114H174V113H172ZM178 114H180L181 117H179V116L178 117L181 119L183 116L181 115V113L179 111H178ZM41 115L46 116L47 118H49L50 121H48V120H46V121L45 120H39V117ZM86 115H88V114H86ZM91 115L93 116V114H91ZM127 115H129V116H127ZM132 115H133V118H134L135 117L134 114H131V116ZM139 115H141V114H139ZM145 115H147V114H145ZM92 116H90V118H92ZM188 116H189V113H188ZM165 117H166V114H165L164 118ZM198 117H199V115L197 116V118ZM146 118H147V116H146ZM186 118H188V117H186ZM127 119L125 121H127L128 123H130V121H128ZM172 119H174V118H172ZM193 119H194V117H193ZM90 120L92 121V119H90ZM94 120H96V119H94ZM160 120L161 121H164L163 118L158 119V121H160ZM184 120L185 119H183V121ZM189 120H191V119L189 118ZM189 120H188V122H189ZM200 120L201 119H199L198 121H200ZM202 120H203V118H202ZM135 122L137 124L139 122H140V124H142L140 120L139 121L137 120ZM173 122L174 121H172V123ZM180 122L182 123V119L180 120ZM188 122H187V125H189ZM94 123H95V121L93 122V124ZM131 123H132V121H131ZM131 123L129 124V126L131 125ZM196 123L197 122L195 120V124ZM155 124H157V123H155ZM163 124H165V123H163ZM163 124H161L162 125V128H163ZM166 124H165V126H166ZM170 124H171V120H170V123L168 125H170ZM184 124H186L185 121H184ZM198 124H199V122H198ZM201 124H203V123H201ZM168 125H167V127H169ZM140 126L141 125H139V126L137 125V127L141 128V129H142V127H144V126H142V127H140ZM171 126L173 127V125H171ZM128 127H126V128L128 129ZM132 127H133V123H132ZM172 127H171V129H172ZM188 127L190 128L191 126H188ZM33 128L34 129H37L42 134V136H40V137L38 135L35 136L34 134H36V133L32 134L33 131L31 132V130ZM129 128H130V132H132L131 126ZM185 128H187V127H185ZM173 129L171 130L172 132H173ZM179 129L182 130L181 131V135H182V132H183L182 126ZM191 129H192V127H191ZM168 130H169V128H168ZM180 130H177L175 132H178ZM194 130H195V128H193V130H191L189 132H192V131L193 132H196ZM84 131H86V134L84 136H82L84 134L83 133ZM94 131L100 132L99 134L101 135L102 138L99 136L101 139L98 137L99 138L98 140H97V138L95 140H92V138H91V141H89L90 139L87 140L86 135L92 134V132L94 133ZM149 131H151V130H149ZM164 131L166 132L165 129L163 130V132ZM184 131H185L184 133L186 135V132L187 131L186 130H184ZM201 131L202 132L204 131V126H203V129ZM160 132H162V131H160ZM165 132L163 133V135H165ZM193 132L190 133V134L192 135ZM154 133L155 132H153V136H154ZM123 134H124L125 137H122ZM190 134L188 133L187 135H190ZM197 134H198V132L196 133L195 138H196V136L198 137ZM72 135L75 136V137H77V138H79V142H78V144H80L79 146L76 145L74 142H72ZM169 135H171V138H172V136L175 137V134L173 135V134L169 133ZM178 135L180 136L179 133H178ZM178 135H176V138L179 137ZM191 135H190V138L192 137ZM148 136H149V134H148ZM183 136H181L182 138H180L181 139L180 141H182ZM121 137L124 138L123 141H121L122 140ZM187 137L189 138V136H187ZM187 137H186V139H187L186 141L189 144V141H188L189 139ZM59 138L60 139L61 138L64 139L63 144H58L57 143V140ZM152 138L154 140V137H152ZM161 139L163 141V138H161ZM200 139H201V137H200ZM203 139H204V137H203ZM168 140H169V138H168ZM176 140L178 141V139H176ZM191 140H192V138H191ZM193 140H194V138H193ZM195 140H199V139L196 138ZM150 142H151V139H150ZM139 143H141L140 142V139H139ZM157 143L158 142H156V145H158ZM184 143H185V137H184L183 144ZM172 144H174V143H172ZM178 144H179V142H178ZM178 144L176 142V145L177 146H178ZM186 144H184V148H186L185 147ZM196 144H197V148H198V146H199L198 144L199 143L196 142ZM190 145H191V142H190ZM190 145H188L187 147H189ZM192 145L195 146V144H192ZM202 146L203 145H201L200 147H202ZM150 147H151V144H150ZM158 147H159V145H158ZM165 147H166V145H165ZM88 148L93 149L95 151V153H97L99 156H101L103 158V160L106 159L108 156H110L112 158V160L115 158L118 161L116 163L117 165L116 164L114 165L113 162L111 163L114 166V168L117 169L118 171H121V170L124 171L125 170L126 173L131 174L130 179L129 180L127 178L126 179L128 180V182L131 183V186H133L132 189L135 190L134 193H133L134 196H136L135 192L138 193V195H137L138 198L137 199H139V201H141V205H137V207H136L132 203V201L135 203L136 200L129 199L130 196L127 199V196L129 194L127 195V193L125 194V192H123L125 194V197L123 196L124 194L123 195H119L118 194L119 191L117 192V189L115 187H113L115 185H113L112 187H110L111 185L110 184H107L108 186L106 187V183H105V187L104 186L103 187L100 186L99 184L102 183V178L100 179L101 181L99 180L100 183H97L98 180L97 181H94L93 179H90L91 176L93 177L94 174H92L90 172H89L90 174L87 173L90 176V178L87 177L86 175H84V171H83L82 165L80 166L79 162L81 161L80 156H83L82 162L85 160L86 162L90 163V161H89L90 157L89 156H84V155H87L86 154V151H87ZM169 148H171V146ZM154 150H157V149H154ZM178 150L181 151V149H178ZM193 150H194V148H192V151ZM164 151H166V150H164ZM160 152H161V149H160ZM165 153L167 154V152H165ZM171 153H172V155H174L173 152H171ZM181 153H182V151H181ZM183 153H185V152H183ZM183 153H182V155H183V158H184L187 155H184ZM195 154H197V152L196 153L193 152V155H195ZM126 155L124 156V158L126 157ZM182 155H180L181 156V159H182ZM141 158H142V156H141ZM126 159H127L126 161H128V158L127 157H126ZM96 160L99 162L98 158L97 159L95 158V161ZM185 160L186 159H183L182 162L185 161ZM169 162L171 163V160ZM179 162L181 163V161H178V163ZM193 162H192V164L194 165ZM102 163L104 164L103 161H102ZM148 163H147V165H148ZM184 164H185V162H184ZM186 164H187V162H186ZM190 164H191V161H190ZM1 165H2V163H0V169H2V166ZM180 165L181 164H179V165L177 164V167L178 166L179 167L182 166V165L181 166ZM188 166L189 167L191 166V165H189V159H188ZM182 167L185 168L186 166L185 167L182 166ZM171 169H172V167H171ZM171 169L169 167L170 173H172L171 172L172 171ZM107 170H109V169H107ZM157 171H158V169H157ZM161 171H165V169L162 170V168H161ZM152 172H153V170H152ZM115 173L117 174V172H115ZM162 173H164L163 175H165V172H161V174H159L160 177H161ZM107 174H108V172H106V175ZM155 175H156V172H155ZM109 176H110V174H109ZM145 176H146V174H145ZM111 177H112V175H111ZM143 177H144V175H143ZM170 177H173V175L170 176ZM186 177H187V175H186ZM193 177H195V175ZM193 177H192V179H193ZM94 178H96V176ZM98 178H100V177H98ZM113 178H115V177H113ZM115 179H117V178H115ZM141 179H143V178H141ZM155 179H156V177H155ZM158 179H159V176H158ZM158 179H157V181H158ZM183 179H185V178L183 177ZM197 179H199V178H197ZM197 179L195 177L194 180H197ZM146 180H147V177H146ZM157 181L155 180V182H157ZM115 182H118V179H117V181L115 180ZM170 182H172V181H170ZM193 182L194 181H192V183ZM12 183H13V181H11V179L8 176H6V174L3 171L0 170V243L1 242H6V241L10 240L13 236H15L14 237L15 239L13 241L16 242L17 239H18V235L20 233V229L22 228V225L21 226H17V224H15L14 222H13V224H11V222L9 221V217H10L9 214H10V212H13L12 209H13V206H14L15 202L17 201V199H19L20 197L22 198V196L24 195V194H19L18 193L19 190L17 191V189H15V188L12 189V190L9 189L10 186L12 185ZM123 183H124V181H123ZM132 183H134L135 185H132ZM190 183H191V181H190ZM197 183H198V181H197ZM164 184H166V182ZM164 184H163V187H164ZM175 184H177V183H175ZM193 184H195V182ZM22 185L20 187H22ZM128 185H130V184H128ZM174 186H176V185H174ZM22 188H24V187H22ZM22 188H19V189H22ZM127 188H128V186L126 187V189ZM180 188H182L183 190L180 191ZM123 189H124V186H123ZM127 192H129V191H127ZM131 192H133V191H131ZM200 192H202V191H200ZM133 194H131V196H133ZM162 194H165V195H162ZM198 195H200V194L198 193ZM134 196H133V198H134ZM164 196H165V198H164ZM166 196H169L170 200L177 198L178 199V202L175 201V200H174V202L167 201L168 199L166 198ZM198 199H200V198H198ZM135 204H137V202ZM195 206H197V205L195 204ZM197 209L198 208H196V210ZM202 209H200V210H202ZM27 212H28V208H27ZM24 213H25V211H24ZM24 213H22V214H24ZM200 213H202V212H200ZM200 215H202V214H200ZM187 216H188V218L190 220L191 218L189 217V215H187ZM209 218H211V217H209ZM192 219H194V218H192ZM196 220H197V218H196ZM207 220H208V218H207ZM26 221L24 220V222H26ZM172 221L173 220H171V222ZM187 221H186V223H187ZM211 221H212V219H211ZM203 222H205V221L202 220L201 225H202ZM219 222H222V221H219ZM190 223H191V221H190ZM193 223H195V221L192 220V224L191 225L194 226ZM207 225L209 226V224H207ZM198 226H199V224H198ZM204 226H205V224H204ZM178 227H179V225H178ZM200 227H198V228L201 229ZM211 227H213V226H211ZM219 227H220V229H219L220 231L223 230V228H224L223 227V224H221V226H219ZM221 227H222V229H221ZM61 228H63V227H61ZM184 228H185V226H184ZM225 228H226V226H225ZM135 229L136 230L138 229L137 232H139L140 236L138 235V233L135 232ZM179 229L182 230V227L179 228ZM179 229H177L178 230V233L180 231ZM185 229H183V230H185ZM23 230H24V228H23ZM61 230H63V229H61ZM216 230H218V228ZM219 230H218V234L221 235L219 233ZM175 232L176 231H174V235H175ZM203 232L204 233H207L205 231H203ZM196 233H198V231ZM212 233L215 234L217 232H215V230H214V232H212ZM72 234H74V232ZM211 234H209V236H212V235L214 236V234H212V235ZM61 235L62 234H60V237H61ZM137 235H138V237H137ZM225 235H227V234H225ZM80 236H81V234H80ZM195 236H196L195 238H197V241H198V239H200V236L198 234L195 235ZM217 236L218 235H216V237ZM221 236L223 237V235H221ZM82 237H83V235H82ZM218 237H220V236H218ZM218 237H217V239H219ZM224 237H227V236H224ZM178 238L180 239V237H178ZM182 239L183 238H181V240ZM220 239H221V237H220ZM224 239L226 240V238H224ZM228 239H231V238H228ZM43 240H41V242H43ZM172 240H173V238H172ZM201 241H202V238H201ZM208 241H209L208 243H206L205 241H202V242L198 241L199 243L196 244L198 248H201V249H204L205 250L204 255L202 254V252L200 253V255L202 254L201 255V261L200 262L203 261L202 263H204V261H205V262H208L210 264H221V260L222 259L220 258V256L218 257L217 255H214L213 254V251L216 249L217 246L215 244L214 245L216 247L213 246L212 245L213 242H210V240H208ZM222 241H223V238H222ZM222 241H220L221 242L220 245H222ZM183 242H184V240H183ZM185 242L183 244V246H184L183 247L182 246V243L181 244L179 243L180 245H176L175 244L176 241H175L174 244L169 245V249L171 251L172 250L175 251V249L177 248L180 251L178 253H180L181 255L182 254L183 255H187V257H188V255H190L189 252L191 253V250H190V247H189L190 244L189 243H188L189 245L187 244L188 245V249H189V252H187L185 250V247H186ZM224 242H223V244H224ZM159 244L165 245V247L162 248V249H164L163 251H162V249H160L161 245L159 247L160 250L158 249L157 246H159ZM233 244L234 245H237V243H234V241H233ZM137 245H138V242H137ZM234 245H232V246L234 247ZM232 246L230 248L231 251H232V249H234ZM82 247H84V246H82ZM214 247H215V249H214ZM238 247H239V245H238ZM23 249H25L24 241H22L21 244L19 245L17 256L13 259V261H17V264H34V263H32V258H29L28 257V254H29L28 251L30 252V250H32L33 247L32 248L31 247L30 248L28 247L26 251H24ZM127 249H129V247ZM137 249H139V248L138 247L135 248V250H137ZM101 251L102 250H100V252ZM233 251H235V252L238 253V251H236V249L233 250ZM128 252H129V250H128ZM194 252H195V250H194ZM242 252H243V249H242ZM243 253H245V252H243ZM246 253H247V251H246ZM248 253H250V252H248ZM103 254L105 255V253H103ZM176 254H174V256ZM195 254H196V252H195ZM195 254H194L193 257H196L197 256V255L195 256ZM215 254H217V253L215 252ZM226 254H227V252H226ZM21 255L22 256L24 255L25 257L23 259L21 258L20 260H18V257H22ZM88 255H89V252H88ZM96 255L97 254H95V256ZM123 255H121V256L123 257ZM142 255H144V257H145V254H143V252H142L141 256ZM181 255H180V257H181ZM192 255L193 254L191 253V256ZM91 256H93V258H95L94 257V254L93 255L91 254ZM134 256H135V254H134ZM170 256L173 257V258L171 259ZM223 257H226V255L223 256ZM227 257H228V254H227ZM237 257H238V255H237ZM111 258L107 259V262ZM182 258H183V256H182ZM228 258H230V257H228ZM228 258H226L225 261ZM246 258H247V256H246ZM96 259H97V257H96ZM101 259H103V258L100 257V260ZM128 259L129 258H127V261H128ZM141 259H142V257H141ZM187 259L188 258H186V260ZM230 259H228L227 262H229ZM124 260H125V258H124ZM177 260H180V258L179 259L177 258ZM247 260H248V258H247ZM254 260L257 262V259L256 258ZM104 261H106V258H105ZM104 261L101 260V262H103L102 264L105 263ZM113 261H114V259H113ZM115 261H117V260H115ZM146 261L149 264L151 263L150 260L149 261L146 260ZM146 261H144L143 263H146ZM155 261H154V263H155ZM107 262H106V264H107ZM230 262H232V261H230ZM230 262H229V264H231ZM233 262H234V259H233ZM233 262H232V264H233ZM235 262L237 263L239 261H235ZM116 263H119V262L117 261ZM191 263H192V261H191ZM196 263H193V264H196ZM251 263H253V262L251 261ZM98 264H99V261H98ZM129 264H130V262H129ZM151 264H153V263H151Z\"/></svg>", "mask_w": 264, "mask_h": 264}]
</instances>
